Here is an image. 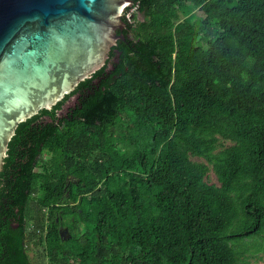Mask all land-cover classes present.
<instances>
[{
    "label": "trees",
    "instance_id": "1",
    "mask_svg": "<svg viewBox=\"0 0 264 264\" xmlns=\"http://www.w3.org/2000/svg\"><path fill=\"white\" fill-rule=\"evenodd\" d=\"M135 1L76 118L28 146L0 264H264V0Z\"/></svg>",
    "mask_w": 264,
    "mask_h": 264
},
{
    "label": "water",
    "instance_id": "2",
    "mask_svg": "<svg viewBox=\"0 0 264 264\" xmlns=\"http://www.w3.org/2000/svg\"><path fill=\"white\" fill-rule=\"evenodd\" d=\"M135 2L0 0V226L16 227L5 192L28 146L54 119L76 118L111 55L128 46L125 17ZM59 236L69 239L67 228Z\"/></svg>",
    "mask_w": 264,
    "mask_h": 264
},
{
    "label": "rangeland",
    "instance_id": "3",
    "mask_svg": "<svg viewBox=\"0 0 264 264\" xmlns=\"http://www.w3.org/2000/svg\"><path fill=\"white\" fill-rule=\"evenodd\" d=\"M132 16H133V14H130V15L126 16V18L128 20H132ZM137 17L139 18L138 15H137ZM139 94H140V92L138 91V94L132 95V98L125 99L124 103L126 105L133 106L135 104V97H137ZM29 257L32 261V264H48L47 259L45 257H43V255H42L41 249H39V250L31 249L29 251Z\"/></svg>",
    "mask_w": 264,
    "mask_h": 264
},
{
    "label": "flooded vegetation",
    "instance_id": "4",
    "mask_svg": "<svg viewBox=\"0 0 264 264\" xmlns=\"http://www.w3.org/2000/svg\"><path fill=\"white\" fill-rule=\"evenodd\" d=\"M61 228H64V226H60L59 227V229H61ZM65 231L64 230H62V233H64ZM66 236V234H63V237H65Z\"/></svg>",
    "mask_w": 264,
    "mask_h": 264
}]
</instances>
